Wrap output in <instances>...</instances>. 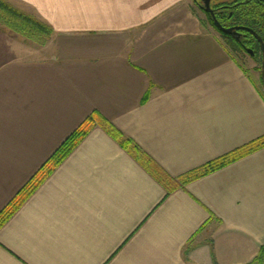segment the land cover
Listing matches in <instances>:
<instances>
[{"label":"crops","instance_id":"obj_1","mask_svg":"<svg viewBox=\"0 0 264 264\" xmlns=\"http://www.w3.org/2000/svg\"><path fill=\"white\" fill-rule=\"evenodd\" d=\"M19 1L53 32L0 26V211L94 111L174 179L264 135L260 80L191 0ZM263 244L264 147L169 191L97 124L0 228V264H257Z\"/></svg>","mask_w":264,"mask_h":264},{"label":"trees","instance_id":"obj_2","mask_svg":"<svg viewBox=\"0 0 264 264\" xmlns=\"http://www.w3.org/2000/svg\"><path fill=\"white\" fill-rule=\"evenodd\" d=\"M0 23L18 32L27 39L45 42L53 29L34 13L15 6L7 0H0ZM264 80V79H263ZM99 124L113 135L128 151L141 160V163L153 172L171 191L175 187L208 175L234 161L264 147V135L232 150L204 165L195 168L178 179L171 178L152 158L143 152L131 139L118 130L104 115L98 111L92 112L59 146L54 154L41 166L35 175L25 184L19 193L0 211V228L15 214L25 201L39 188V186L53 173L63 160L88 134L90 129ZM257 264H264V244L255 259Z\"/></svg>","mask_w":264,"mask_h":264},{"label":"flooded vegetation","instance_id":"obj_3","mask_svg":"<svg viewBox=\"0 0 264 264\" xmlns=\"http://www.w3.org/2000/svg\"><path fill=\"white\" fill-rule=\"evenodd\" d=\"M237 52L251 55L264 79V0H191Z\"/></svg>","mask_w":264,"mask_h":264},{"label":"rangeland","instance_id":"obj_4","mask_svg":"<svg viewBox=\"0 0 264 264\" xmlns=\"http://www.w3.org/2000/svg\"><path fill=\"white\" fill-rule=\"evenodd\" d=\"M10 3L14 4L15 6H19V7H23L25 8L26 11L28 12H33L32 9H30L27 6H24V4L19 1V0H7ZM194 9L199 13V16L203 17V14L201 12H199L195 7ZM205 20V19H204ZM206 22L209 24V22L206 20ZM4 24L0 23V26ZM210 25V24H209ZM6 27V26H5ZM216 32H218L217 30H215ZM219 33V32H218ZM221 39L229 46V48L231 49V52L233 53V55L239 60L241 61V63L246 67V69L252 73L259 81V84L261 85V87L264 90V85L261 82V72H260V66L259 63L257 62V60L255 58H253L251 55L243 53V52H237L230 43H228V41L225 39V37H223L220 33H219Z\"/></svg>","mask_w":264,"mask_h":264},{"label":"water","instance_id":"obj_5","mask_svg":"<svg viewBox=\"0 0 264 264\" xmlns=\"http://www.w3.org/2000/svg\"><path fill=\"white\" fill-rule=\"evenodd\" d=\"M263 77H264V74H263Z\"/></svg>","mask_w":264,"mask_h":264}]
</instances>
